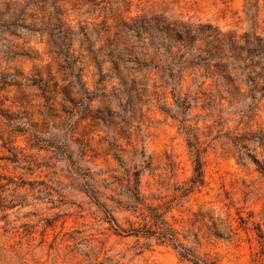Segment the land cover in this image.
Segmentation results:
<instances>
[{
	"label": "rangeland",
	"instance_id": "obj_1",
	"mask_svg": "<svg viewBox=\"0 0 264 264\" xmlns=\"http://www.w3.org/2000/svg\"><path fill=\"white\" fill-rule=\"evenodd\" d=\"M0 264H264V0H0Z\"/></svg>",
	"mask_w": 264,
	"mask_h": 264
},
{
	"label": "trees",
	"instance_id": "obj_2",
	"mask_svg": "<svg viewBox=\"0 0 264 264\" xmlns=\"http://www.w3.org/2000/svg\"><path fill=\"white\" fill-rule=\"evenodd\" d=\"M181 40V38H179Z\"/></svg>",
	"mask_w": 264,
	"mask_h": 264
}]
</instances>
